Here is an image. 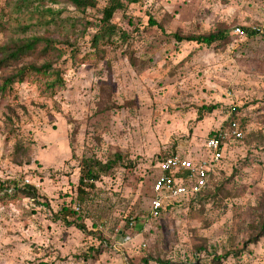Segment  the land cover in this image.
Masks as SVG:
<instances>
[{"label":"rangeland","instance_id":"1","mask_svg":"<svg viewBox=\"0 0 264 264\" xmlns=\"http://www.w3.org/2000/svg\"><path fill=\"white\" fill-rule=\"evenodd\" d=\"M118 2L103 22L108 0H0V59L37 39L0 61V86L50 66L0 88V264H264V0ZM219 27L209 45L173 37ZM232 120L206 186L150 218L156 161L200 156ZM85 158L114 163L78 188Z\"/></svg>","mask_w":264,"mask_h":264},{"label":"built area","instance_id":"2","mask_svg":"<svg viewBox=\"0 0 264 264\" xmlns=\"http://www.w3.org/2000/svg\"><path fill=\"white\" fill-rule=\"evenodd\" d=\"M234 31H239L235 26ZM232 120L228 124V130L218 129L214 134L205 138L202 143L200 156L178 153L167 154L159 158L155 166L159 173L152 182L153 196L149 199L148 215L152 219L160 216L168 204L175 205L182 200L194 196L205 186L213 168L222 158V148L226 138H240L241 133ZM28 182L27 178H24ZM74 209L78 205H73ZM130 221L129 223H131Z\"/></svg>","mask_w":264,"mask_h":264},{"label":"trees","instance_id":"3","mask_svg":"<svg viewBox=\"0 0 264 264\" xmlns=\"http://www.w3.org/2000/svg\"><path fill=\"white\" fill-rule=\"evenodd\" d=\"M71 3L77 7H86V6H92L94 4V0H70ZM120 6L118 0H108V3L102 8V17H101V21L103 22H107L108 19L110 18V16L112 15V13L114 12V10L116 8H118ZM149 23L150 24H154L153 20L149 19ZM246 30L247 34H252L254 33V30H250L249 28H244ZM96 36L97 35H93L91 44L93 46H95L96 44ZM173 37L176 41L178 40H185V41H194L196 43H202L204 45H209L212 42L215 41H220L226 37H228V33L227 30L223 27H219L216 30L213 31H209L206 33H199V34H186V35H179V34H175L173 33ZM35 41H37L36 38L30 39L29 41L23 43V44H19L17 46H15L14 48H12L10 51H8L7 54H5L4 57H2L0 59V61L3 60V62H5L7 59H15L17 58V56L24 52L27 48L31 49L35 43ZM49 65L45 64V65H26V66H22L20 68L17 69V71L14 74H11L7 77H5L3 79V83L0 86V88L4 89L7 85H10L13 81H21L23 79V77L26 74H33L35 76H47L49 75V73L47 72V70L49 69ZM55 75V78L53 81H48V82H44L45 87L49 88L51 86H53V84L55 82L60 83L61 79L59 76H57V73L54 72L53 73ZM213 106H204V109H206L207 111H210V109ZM235 109H231V116L233 117L235 114V111H233ZM232 119V118H231ZM228 124V123H227ZM223 127V126H222ZM222 127L220 129H222ZM225 128V127H223ZM215 132L211 133L210 135L214 134ZM118 154H116L114 157H117ZM112 163H114L113 159H109L106 161V163H100L98 160L96 159H89V158H85L83 160V162H81V168H80V175L78 177V188H80L81 186H93V180H95L98 177V173L103 171V172H107L110 170V168L112 167ZM13 187L16 189H20L22 190L26 196H30L32 197V195L34 196V188L30 185L24 184L22 185V187L17 186V183L13 181ZM200 193V192H198ZM196 193V194H198ZM195 194V195H196ZM60 213H59V217L62 218L61 220H63L64 223L66 224H70V223H74V225L79 229V230H84V224L81 222H75V220L79 219V216L76 214V212L74 211V209L68 207V206H62V208L60 209ZM75 216L73 219L74 220H67L68 216Z\"/></svg>","mask_w":264,"mask_h":264}]
</instances>
